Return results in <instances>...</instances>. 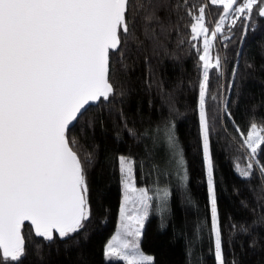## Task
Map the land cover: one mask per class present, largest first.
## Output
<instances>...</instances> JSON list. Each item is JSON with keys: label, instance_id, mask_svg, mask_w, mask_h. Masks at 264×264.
<instances>
[{"label": "trees", "instance_id": "obj_1", "mask_svg": "<svg viewBox=\"0 0 264 264\" xmlns=\"http://www.w3.org/2000/svg\"><path fill=\"white\" fill-rule=\"evenodd\" d=\"M202 6L210 23L219 21L223 9L209 0H131L135 38L112 54L114 94L67 134L85 166L89 218L50 241L24 225L19 264H110L104 247L118 220L121 156L134 162L135 183L152 202L157 190H168L163 209H150L139 242L153 264H217L199 117L202 47L190 39L188 15ZM149 13L154 20L145 19ZM231 25L224 21L211 49L221 69L210 70L205 105L223 264H264V174L259 165L248 177L237 169L249 163L237 128L246 135L252 122L264 125V19L254 11ZM259 160L264 164V155Z\"/></svg>", "mask_w": 264, "mask_h": 264}, {"label": "snow or ice", "instance_id": "obj_2", "mask_svg": "<svg viewBox=\"0 0 264 264\" xmlns=\"http://www.w3.org/2000/svg\"><path fill=\"white\" fill-rule=\"evenodd\" d=\"M210 3L223 9L214 29L206 25L203 6L198 15L191 11L188 15L193 21L191 41L202 38L199 117L215 259L223 264L205 110L210 70L219 72L221 61L219 56L213 60L210 52L227 17H233L231 26L237 19H249L254 11L264 17V0ZM130 4L131 0H0V264L21 261L25 221L37 237L50 241L54 233L64 238L77 232L89 218L85 166L67 134L90 105L114 94L112 54L135 38L128 19ZM140 7L134 10L139 12ZM145 19L154 20V13ZM237 132L249 160L246 168L237 164L238 171L248 177L259 165L264 174L259 160L264 155V125L252 122L246 135L239 128ZM169 143H175L171 134ZM119 164L125 203L120 209V231L106 244L104 257L110 264H153L154 258L144 254L139 244L151 197L144 188L135 187L134 162L121 156ZM130 200L142 206L132 214L126 208Z\"/></svg>", "mask_w": 264, "mask_h": 264}, {"label": "rangeland", "instance_id": "obj_3", "mask_svg": "<svg viewBox=\"0 0 264 264\" xmlns=\"http://www.w3.org/2000/svg\"><path fill=\"white\" fill-rule=\"evenodd\" d=\"M210 1V0H209ZM215 6H217V5H215ZM218 7H222V6H218ZM198 15V14H197ZM232 16H229V17H227L225 20H228V21H230V22H232ZM205 20H206V25H207V27L209 28V29H214V27H215V24H212V23H210L209 22V20H208V17H207V13H206V10H205ZM197 43H199L200 44V46L202 47V38L200 39V40H198V41H196ZM215 43V41H213V44ZM210 55H211V57H212V51L210 52ZM167 142H169V137L167 138ZM120 158V157H119ZM119 171H120V164H119ZM120 175H121V172H120ZM134 175V174H133ZM134 184H135V187L137 188V189H139L140 187H138L137 185H136V183H135V180H134ZM145 189V188H144ZM146 190V189H145ZM121 191H122V195H121V202H120V206H119V211H118V220H117V224H116V229H115V231H114V233H113V235L110 237V239L114 236V235H116L119 231H120V224H121V218H120V209H121V205H122V203H125V200H124V197H125V187H124V185H123V183H122V177H121ZM147 191V190H146ZM148 192V191H147ZM164 192H167V196H168V190H166V189H159V190H157V192H155L153 195L155 196V195H158V204L157 203H154V202H152V200H149V202H148V210H147V212H148V214H147V216H146V218L144 219V223H145V221L147 220V218H148V216H149V211H150V209H155V207H157L158 206V211H161L162 209H163V206H164V201L165 200H167L168 199V197L166 196H164ZM156 193H158V194H156ZM130 196H134L135 194L134 193H131V192H129L128 193ZM148 195L151 197V195L148 193ZM151 199H152V197H151ZM142 206L138 203V202H136L135 204H133V201H128L127 202V205H126V208H127V211H128V213L129 214H132L133 212H134V210L135 209H139V208H141ZM143 228H144V224H143ZM143 228L141 229V233L143 232ZM141 236H142V234H141ZM109 239V240H110ZM126 239H131V237H126ZM140 239H141V237H140ZM108 240V241H109ZM139 242H140V240H139ZM108 243V242H107ZM106 243V244H107ZM106 246V245H105ZM104 249H105V247H104ZM140 250H141V248H140ZM142 251V250H141ZM143 252V251H142ZM144 253V252H143ZM145 254V253H144ZM147 255V254H146ZM105 258V257H104ZM106 260V259H105ZM121 262H123L124 264H125V262L124 261H121Z\"/></svg>", "mask_w": 264, "mask_h": 264}, {"label": "water", "instance_id": "obj_4", "mask_svg": "<svg viewBox=\"0 0 264 264\" xmlns=\"http://www.w3.org/2000/svg\"><path fill=\"white\" fill-rule=\"evenodd\" d=\"M259 17H260V16H259ZM260 18L264 19V17H260ZM99 102H100V101H99ZM99 102L90 105L89 108H91V107H96V106L99 104ZM74 125H75V123L71 126V128H72ZM24 225H28V226L32 229V231H33V233H34V235H35L34 229L32 228V225H31L29 222L25 221V222H24ZM24 225H23V226H24ZM23 226H22V227H23ZM21 230H22V228H21ZM21 234H22V233H21ZM55 234L59 235L58 233H55Z\"/></svg>", "mask_w": 264, "mask_h": 264}]
</instances>
